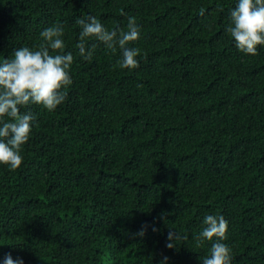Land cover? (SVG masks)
I'll return each instance as SVG.
<instances>
[{"label": "trees", "instance_id": "trees-1", "mask_svg": "<svg viewBox=\"0 0 264 264\" xmlns=\"http://www.w3.org/2000/svg\"><path fill=\"white\" fill-rule=\"evenodd\" d=\"M237 3L0 0V58L57 23L74 57L64 103L21 109L36 116L21 167L0 165V264H202L209 214L228 222L232 264H264V46L235 47ZM87 16L123 31L136 18L137 69L91 40L79 55ZM170 231L188 238L168 248Z\"/></svg>", "mask_w": 264, "mask_h": 264}, {"label": "clouds", "instance_id": "clouds-1", "mask_svg": "<svg viewBox=\"0 0 264 264\" xmlns=\"http://www.w3.org/2000/svg\"><path fill=\"white\" fill-rule=\"evenodd\" d=\"M203 14L201 10L200 15ZM121 15H124L123 11ZM230 18L231 24L226 31L234 39L235 47L244 54L257 55L258 47L264 46V0H238ZM76 23L81 31L75 47L84 60H91L97 47L96 43L87 46L91 40L102 43L112 53L119 49L121 69L139 67L140 49L128 46L140 36L135 17L128 18L127 31L108 30L95 16L78 17ZM63 36V25L57 23L41 31L42 42L35 50L21 47L11 58H0V165L10 170L21 167V152L36 120L31 111L22 112L21 109L34 104L53 112L65 102L66 89L73 83L70 68L74 57L71 52H64ZM50 50L56 54H50ZM203 225L196 237L197 246L202 247L205 241L213 242L202 264H232V250L223 242L228 239V222L222 215L209 214L204 217ZM139 234L143 235V231ZM187 238L170 231L166 247L173 248L175 242ZM3 264H23V260L20 257L13 259L9 253L4 256Z\"/></svg>", "mask_w": 264, "mask_h": 264}]
</instances>
